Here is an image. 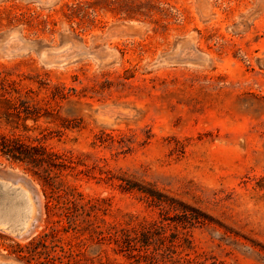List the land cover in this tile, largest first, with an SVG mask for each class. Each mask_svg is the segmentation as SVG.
Listing matches in <instances>:
<instances>
[{"label":"rangeland","instance_id":"rangeland-1","mask_svg":"<svg viewBox=\"0 0 264 264\" xmlns=\"http://www.w3.org/2000/svg\"><path fill=\"white\" fill-rule=\"evenodd\" d=\"M0 74L47 114L28 134L71 155L57 180L90 212L51 235L50 187L0 155L41 196L33 234L0 230V264H138L108 233L160 219L264 264V0H0Z\"/></svg>","mask_w":264,"mask_h":264},{"label":"trees","instance_id":"trees-1","mask_svg":"<svg viewBox=\"0 0 264 264\" xmlns=\"http://www.w3.org/2000/svg\"><path fill=\"white\" fill-rule=\"evenodd\" d=\"M40 109L27 98L21 97L14 81H9L0 74V123L10 127L7 132L0 129V155L26 164L50 187V198H47L44 209L50 223L49 232L56 236L60 230L78 231V219L84 215L89 217L90 212L84 204L73 198V189L64 187L57 180V171L72 168L74 162L71 155H59L47 148L42 143V132L41 137L28 134L32 129L25 125L26 120L36 122L42 115H47L41 114ZM62 193L71 195L72 198H60ZM54 216L56 219H52ZM164 221L154 220L130 229L111 227L114 231L108 233V239L115 238L120 251H127L138 264L140 261L146 264H224L212 256L194 250L186 232L178 230L177 225ZM18 251H22L21 248ZM69 254L74 260L75 256ZM56 259L60 260V257ZM69 263L68 260L66 264ZM75 263L76 260L73 261Z\"/></svg>","mask_w":264,"mask_h":264},{"label":"bare ground","instance_id":"bare-ground-1","mask_svg":"<svg viewBox=\"0 0 264 264\" xmlns=\"http://www.w3.org/2000/svg\"><path fill=\"white\" fill-rule=\"evenodd\" d=\"M26 188L0 179V230L14 236L31 235L38 224L41 196L34 187Z\"/></svg>","mask_w":264,"mask_h":264},{"label":"water","instance_id":"water-1","mask_svg":"<svg viewBox=\"0 0 264 264\" xmlns=\"http://www.w3.org/2000/svg\"><path fill=\"white\" fill-rule=\"evenodd\" d=\"M18 237V236H17Z\"/></svg>","mask_w":264,"mask_h":264}]
</instances>
